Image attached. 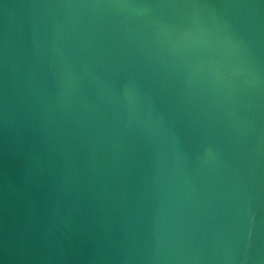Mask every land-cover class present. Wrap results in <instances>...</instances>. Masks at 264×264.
I'll use <instances>...</instances> for the list:
<instances>
[{"label":"water","instance_id":"1","mask_svg":"<svg viewBox=\"0 0 264 264\" xmlns=\"http://www.w3.org/2000/svg\"><path fill=\"white\" fill-rule=\"evenodd\" d=\"M0 264H264V0H0Z\"/></svg>","mask_w":264,"mask_h":264}]
</instances>
